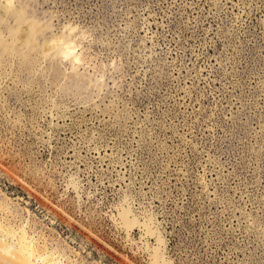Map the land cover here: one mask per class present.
Segmentation results:
<instances>
[{
  "label": "rangeland",
  "instance_id": "1",
  "mask_svg": "<svg viewBox=\"0 0 264 264\" xmlns=\"http://www.w3.org/2000/svg\"><path fill=\"white\" fill-rule=\"evenodd\" d=\"M22 236L40 264H264V0H0Z\"/></svg>",
  "mask_w": 264,
  "mask_h": 264
},
{
  "label": "bare ground",
  "instance_id": "2",
  "mask_svg": "<svg viewBox=\"0 0 264 264\" xmlns=\"http://www.w3.org/2000/svg\"><path fill=\"white\" fill-rule=\"evenodd\" d=\"M34 35L36 34L34 33ZM69 48L70 50L72 49L70 46ZM124 212L125 213H123V219L125 220L126 224H130L129 226H131V229H134L137 225H139V223L131 217V214L128 211H124ZM153 233L152 235L156 236V233L155 232ZM160 240L161 239H159V241ZM40 259L36 250L29 246L25 236L21 237L19 248L18 247L13 248L9 244H6L0 239V264H40L38 262ZM155 259H156V264H167L166 260L162 257L160 251L159 252L156 251Z\"/></svg>",
  "mask_w": 264,
  "mask_h": 264
}]
</instances>
